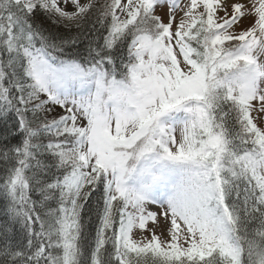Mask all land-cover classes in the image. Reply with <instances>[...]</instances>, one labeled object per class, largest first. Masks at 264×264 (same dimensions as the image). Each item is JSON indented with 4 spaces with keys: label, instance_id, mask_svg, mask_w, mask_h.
<instances>
[{
    "label": "snow or ice",
    "instance_id": "6c2138e0",
    "mask_svg": "<svg viewBox=\"0 0 264 264\" xmlns=\"http://www.w3.org/2000/svg\"><path fill=\"white\" fill-rule=\"evenodd\" d=\"M0 264H264V0H0Z\"/></svg>",
    "mask_w": 264,
    "mask_h": 264
},
{
    "label": "rangeland",
    "instance_id": "374dc122",
    "mask_svg": "<svg viewBox=\"0 0 264 264\" xmlns=\"http://www.w3.org/2000/svg\"><path fill=\"white\" fill-rule=\"evenodd\" d=\"M247 23H248L247 21H244V22H243V26H246V25H247Z\"/></svg>",
    "mask_w": 264,
    "mask_h": 264
}]
</instances>
